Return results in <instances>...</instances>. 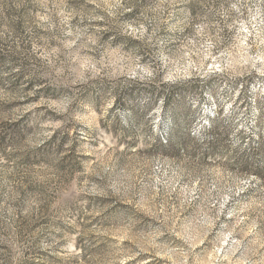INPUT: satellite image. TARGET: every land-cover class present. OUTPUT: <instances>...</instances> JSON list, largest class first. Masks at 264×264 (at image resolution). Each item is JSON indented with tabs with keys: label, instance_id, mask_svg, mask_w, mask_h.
<instances>
[{
	"label": "rangeland",
	"instance_id": "1",
	"mask_svg": "<svg viewBox=\"0 0 264 264\" xmlns=\"http://www.w3.org/2000/svg\"><path fill=\"white\" fill-rule=\"evenodd\" d=\"M0 264H264V0H0Z\"/></svg>",
	"mask_w": 264,
	"mask_h": 264
},
{
	"label": "trees",
	"instance_id": "2",
	"mask_svg": "<svg viewBox=\"0 0 264 264\" xmlns=\"http://www.w3.org/2000/svg\"><path fill=\"white\" fill-rule=\"evenodd\" d=\"M189 139H191V140H193V141L196 140V139H194V138H189ZM197 141H198V140H197Z\"/></svg>",
	"mask_w": 264,
	"mask_h": 264
}]
</instances>
